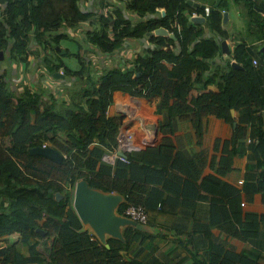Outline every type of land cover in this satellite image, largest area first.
Listing matches in <instances>:
<instances>
[{
	"label": "trees",
	"instance_id": "1",
	"mask_svg": "<svg viewBox=\"0 0 264 264\" xmlns=\"http://www.w3.org/2000/svg\"><path fill=\"white\" fill-rule=\"evenodd\" d=\"M86 1L0 0V50H4L0 59V239L17 234L31 250L26 257L15 244H8L2 264H144L124 260L121 253L134 237L132 229L126 232L125 241L112 238L109 246L103 245L79 230L81 222L71 206L70 187L80 177L93 186L124 192L128 202L141 201L135 198L136 185L120 180L111 173L112 165L100 161L103 146L113 148L119 143L123 116L108 114L115 91L143 95L142 84L160 91L162 101L157 111L164 115L166 131L179 118L190 119L198 132L207 114L227 113L226 118L231 119L235 100L244 102V118L249 121L264 110V52L258 50L262 62L254 66L243 39L238 41L235 59L244 68L215 60L221 40L231 36L223 26L221 8L211 10L204 23H194L192 13L205 15L206 10L188 0H94L93 9H84ZM259 3L235 0L245 8L249 32L264 44V13L256 9L264 4ZM107 6H113L109 16L103 12ZM98 17L99 26L93 23L85 29L88 40L84 41L98 57L112 60L101 75L93 68L92 59L87 64L82 54L74 53L78 63L72 67L58 55L64 48H56L59 39L70 37V30ZM160 26L174 31L176 37L155 35ZM208 29L214 34H207ZM144 36L155 45L131 62L128 59L134 66L116 63L128 38ZM65 53H69L68 48ZM61 69L64 77H55L53 73ZM194 70L200 81L211 71L205 83L217 81L220 91L210 90L189 102ZM47 76L63 83L64 95H56V100L50 85L42 82ZM71 83L74 87L68 94L66 88ZM234 90H239V95H234ZM245 129L238 126L235 138ZM259 132L258 156L264 166V131ZM44 143L56 147L64 159L30 152V147ZM259 182L264 192V171ZM57 192L64 194L61 200L56 198ZM38 229L46 231L45 237L54 236L48 260L37 248L43 238Z\"/></svg>",
	"mask_w": 264,
	"mask_h": 264
},
{
	"label": "crops",
	"instance_id": "2",
	"mask_svg": "<svg viewBox=\"0 0 264 264\" xmlns=\"http://www.w3.org/2000/svg\"><path fill=\"white\" fill-rule=\"evenodd\" d=\"M196 1L214 9L221 8L222 14L224 11L229 13V20L223 26L231 33L224 38L228 41L230 54L224 53L221 45L215 59L217 62L232 61L244 66L235 59L238 41L244 39L250 56L258 58L261 64L259 51L264 52V44L256 41L257 38L249 32L243 6L236 5L235 0ZM259 1L264 4V0ZM114 3L118 1L114 0ZM82 4L84 9H93L95 1L87 0ZM107 8L113 9V6ZM94 22L93 18L83 21L84 25L70 30L69 36H78L81 31L91 28ZM207 34L214 33L208 29ZM125 43L116 61L124 66H127L128 59L131 62L137 54L155 45L147 36L128 38ZM111 64L112 60L107 58L106 66ZM129 65L134 66L132 63ZM208 72L207 76L211 71ZM196 75L194 70L193 83L187 94L189 102L210 90L220 91L217 81L207 84V76L200 81L196 80ZM140 88L143 95L115 91L108 113L123 116L118 136H132L129 149L122 148L130 162L118 157L119 143L113 148L103 146L100 161L112 165L111 173L118 175L120 180L137 186L134 196L147 207L150 218L147 223L129 221L130 217L124 211L128 203L124 192L93 186L86 177H80L70 187L71 206L81 222L79 230L89 236L94 235L96 241L109 246L108 241L112 238L125 241L126 232L132 229L134 237L121 253L124 260H137L144 264H264V192L259 189V177L264 166L259 162L261 153L257 149L259 129L264 131V110L256 112V118L249 121L244 118L247 117L244 102L235 100L230 108L231 119L226 118L227 113L223 116L207 114L203 118L201 132H198L190 119L179 118L166 131L163 129L164 115L157 111L162 93L144 84ZM239 93V90L233 91L234 95ZM242 125L246 129L240 131L236 139V128ZM241 179L242 183L239 182ZM81 180L117 196L115 214L128 219L118 226L121 237L106 233L104 243L95 233L94 226L81 219L74 207V190ZM244 201L246 204L242 205ZM42 237L37 248L48 260L54 236ZM0 244L5 248L8 244H15L24 256L31 255L30 246L17 234L0 239Z\"/></svg>",
	"mask_w": 264,
	"mask_h": 264
},
{
	"label": "water",
	"instance_id": "3",
	"mask_svg": "<svg viewBox=\"0 0 264 264\" xmlns=\"http://www.w3.org/2000/svg\"><path fill=\"white\" fill-rule=\"evenodd\" d=\"M189 3L200 6L206 10L205 15H192L191 20L194 23H204L212 8L209 5H206L204 3H201L196 0H188ZM256 9L262 13H264V8L260 6H256ZM229 20V13L228 11H224L223 13V24H226ZM155 33L157 35L162 36H170L172 38H175V33L170 32V29H168L165 26H160L155 30ZM222 50L226 54H230V48L228 41L224 39L222 41ZM57 49H61L60 46L56 47ZM264 51V48H263ZM66 50H63V53H65ZM4 58V50H0V59ZM232 65L237 68H244V66H241L238 62H232ZM53 75L57 78L64 77V73L61 71H56L53 73ZM264 114V112H263ZM30 152L33 154H43L46 156H49L57 161H62L64 159L63 154L54 146L52 145H37L32 146L29 148ZM119 155H125L127 156V153L125 150L121 149L119 150ZM64 197V194L61 192L56 193V198L58 200H61ZM117 201V196L115 194H109L99 188L93 187L89 184L86 180H81L77 182L75 190H74V207L81 217L82 220L86 221L87 223H91L95 228V233L98 235V237L106 243L107 236L106 233H110L111 235L121 237L120 232L118 231V226L122 223H125L128 221L131 222H137L136 220H133L131 218L124 219L122 217H119L115 214L114 207L115 203ZM46 213L48 211L46 210ZM42 235H45V230L38 229ZM6 253L5 246H1L0 244V256H4Z\"/></svg>",
	"mask_w": 264,
	"mask_h": 264
},
{
	"label": "rangeland",
	"instance_id": "4",
	"mask_svg": "<svg viewBox=\"0 0 264 264\" xmlns=\"http://www.w3.org/2000/svg\"><path fill=\"white\" fill-rule=\"evenodd\" d=\"M96 19L97 20H95V22H94V27L99 26V21H100L99 17L96 18ZM239 20H240V18H239ZM84 39L88 40L87 34H86V30H84V32L81 31V33H79L78 36L74 37L73 34H72V37L59 39L58 40L59 43L57 45L58 46L60 45L63 48L65 47L64 48L65 50H66V48H68L69 49V53H63L64 49H62V55L58 54V52H56V54L60 55L68 65L74 67V66L77 65L78 62L73 57V55H74V53H80V54H82V57H84V59L86 61H88L87 64H89V61L92 59V63H94L93 68H97V70L100 71V73L97 72L98 75H101L106 70V66L105 65H107V58L105 57V59H104V57L102 55H100L98 57V54L96 55L95 51L88 46V43H86L84 41ZM33 49L34 48H32V50ZM30 51H31V49H30ZM15 64H18V62L15 61ZM60 71L63 72L62 69ZM38 77L40 78V74H38V71H37V79H39ZM47 77L48 78H46V79H42V82L44 84H47V85L50 84L49 87L53 90V91L51 90L52 91L51 94H53V97L55 98V100H56V95L63 96L64 95L63 94L64 93V89L62 88L63 83L62 82L58 83V81H56L54 79H51L50 76H47ZM73 87H74V85H72V83H71L70 87L66 88V91L68 92V94H70L69 88L73 89ZM48 98H50L49 95H46V99H48Z\"/></svg>",
	"mask_w": 264,
	"mask_h": 264
},
{
	"label": "built area",
	"instance_id": "5",
	"mask_svg": "<svg viewBox=\"0 0 264 264\" xmlns=\"http://www.w3.org/2000/svg\"><path fill=\"white\" fill-rule=\"evenodd\" d=\"M160 11H164V8H159ZM113 9H109V8H105L104 9V14L106 16H109V14H113ZM192 15H199V13H197L196 11H194L192 13ZM177 23V22H175ZM178 27L180 28V25H178ZM170 32H174L172 30H170ZM155 35H157L155 33ZM232 62V61H231ZM252 63L254 66H258L260 64L258 58H255V57H252ZM131 138L132 136L131 135H128V137L126 136H123L122 134L118 136V142L119 144L121 145V149L123 148H126V149H129V147L131 146L130 143H131ZM49 145L48 143H44L43 146H47ZM119 158H121L122 160L124 161H127V162H130V159L125 156V155H118ZM239 182H243V179L239 180ZM246 202H242V205H245ZM161 206V203L159 204V207ZM125 213L127 214V216H129L131 219L133 220H136L137 222H140V223H147L150 216H149V212H148V209L145 205L143 204H140V203H132V202H128L127 205L125 206V209H124ZM90 239L91 240H96V237L93 235V236H90Z\"/></svg>",
	"mask_w": 264,
	"mask_h": 264
}]
</instances>
